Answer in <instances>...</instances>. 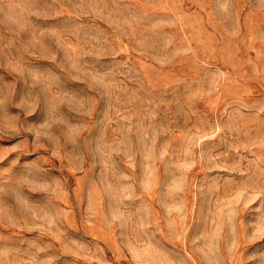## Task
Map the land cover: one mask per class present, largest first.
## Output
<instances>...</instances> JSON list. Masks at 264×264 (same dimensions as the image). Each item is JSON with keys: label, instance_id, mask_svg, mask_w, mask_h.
I'll list each match as a JSON object with an SVG mask.
<instances>
[{"label": "rangeland", "instance_id": "1", "mask_svg": "<svg viewBox=\"0 0 264 264\" xmlns=\"http://www.w3.org/2000/svg\"><path fill=\"white\" fill-rule=\"evenodd\" d=\"M0 264H264V0H0Z\"/></svg>", "mask_w": 264, "mask_h": 264}]
</instances>
